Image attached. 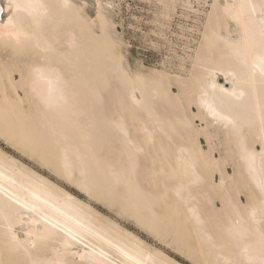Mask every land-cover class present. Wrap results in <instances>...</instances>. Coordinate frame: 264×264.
<instances>
[{
	"label": "bare ground",
	"instance_id": "obj_1",
	"mask_svg": "<svg viewBox=\"0 0 264 264\" xmlns=\"http://www.w3.org/2000/svg\"><path fill=\"white\" fill-rule=\"evenodd\" d=\"M212 1L171 74L129 65L115 2L0 0V140L88 199L0 147V264H181L92 202L193 263L264 264V0Z\"/></svg>",
	"mask_w": 264,
	"mask_h": 264
},
{
	"label": "rangeland",
	"instance_id": "obj_2",
	"mask_svg": "<svg viewBox=\"0 0 264 264\" xmlns=\"http://www.w3.org/2000/svg\"><path fill=\"white\" fill-rule=\"evenodd\" d=\"M110 1L115 2L116 4L117 15H114L113 20L118 33H120L122 42V53L124 54L127 61L129 62V65L133 69H137L138 66H143L145 70H160L167 71L171 74H179L180 72L183 73L182 69L185 64L187 68L191 67V61L188 57L194 56V52L199 49V46L202 43L201 37L203 30L205 29V24L207 22V14H209L211 11L210 6L211 4H213L212 0H190L192 3L191 5L193 7V11L190 8L189 9L191 11L187 7H185V1L187 0H176V3L178 2V7L175 8V12L173 11L175 14L172 12V8L167 9V7L165 6L168 4L172 5L171 1L169 0H162L164 2L162 3L161 1L162 4L159 3L160 0ZM195 8L197 9V11L199 10L197 13ZM88 13L89 15H91V17L95 18L96 11L94 9L90 8L88 10ZM164 14H168L170 16L169 19L172 21H170L169 19H166L164 21ZM161 15L164 17H161ZM161 23H164L166 25H162ZM186 58L188 60H186L185 63L183 61ZM181 66L182 68H180ZM168 67L174 69L171 70ZM108 97L109 96H105L106 103L110 107L113 101L111 100L112 97H109L111 99H109ZM109 107L106 106V108L112 111L110 109L111 107ZM108 109H106L107 112H109ZM112 109H114V107H112ZM0 147L5 152L13 155L14 157L19 159L23 163L29 165L44 176H48L55 182L57 181V183L64 186L76 196L80 197L85 201L88 200L83 193L78 191V189H75L74 187L62 180L61 182L58 177L55 178V175L51 173L49 169L43 167L41 162L39 161V163L37 159H31L29 156H26L25 154L21 153L18 149L14 148L13 146L7 145L2 140H0ZM92 203V205L101 213L117 221L130 231L140 235L150 245L164 250L168 255H170L172 258H174L181 264H197L193 263L194 261L189 260V258L185 256H180L176 254L171 248L167 247L161 241H158L157 238L155 239V236H153V238L152 235L149 232H146L143 228H141L140 225H136V222L133 219L126 216L122 217L117 214L116 208L111 209L104 203Z\"/></svg>",
	"mask_w": 264,
	"mask_h": 264
}]
</instances>
